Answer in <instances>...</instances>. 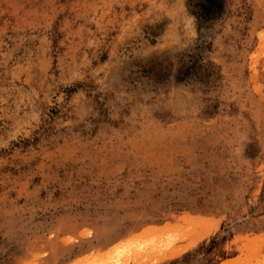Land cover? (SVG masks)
I'll return each mask as SVG.
<instances>
[{
  "label": "rangeland",
  "instance_id": "obj_1",
  "mask_svg": "<svg viewBox=\"0 0 264 264\" xmlns=\"http://www.w3.org/2000/svg\"><path fill=\"white\" fill-rule=\"evenodd\" d=\"M185 219L264 264V0H0V264Z\"/></svg>",
  "mask_w": 264,
  "mask_h": 264
},
{
  "label": "bare ground",
  "instance_id": "obj_2",
  "mask_svg": "<svg viewBox=\"0 0 264 264\" xmlns=\"http://www.w3.org/2000/svg\"><path fill=\"white\" fill-rule=\"evenodd\" d=\"M183 222L151 229L145 235L120 241L105 252L85 255L73 264H155L177 256L202 237L199 221L185 219ZM184 240H189L188 245L177 246L179 241Z\"/></svg>",
  "mask_w": 264,
  "mask_h": 264
}]
</instances>
